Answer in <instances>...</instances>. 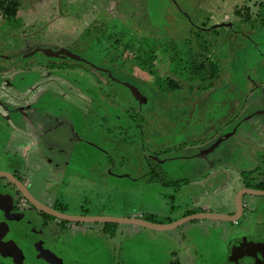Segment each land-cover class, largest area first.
<instances>
[{
  "label": "flooded vegetation",
  "instance_id": "flooded-vegetation-1",
  "mask_svg": "<svg viewBox=\"0 0 264 264\" xmlns=\"http://www.w3.org/2000/svg\"><path fill=\"white\" fill-rule=\"evenodd\" d=\"M156 1L157 4H160L159 0ZM78 2L79 0L76 4ZM76 4L73 6L79 9L80 7ZM116 8L120 9L117 5ZM2 19H4V15L0 14V21ZM87 21L90 22L88 26H86ZM120 23L125 24L123 21ZM77 24H80L78 27L82 26V31L79 34L87 39L96 38L91 35L90 31L93 28L91 24L95 26L99 36L105 37L102 42L107 47H111L108 43L110 33L105 30L101 31L103 25H106L103 20L93 22L87 18H79ZM13 30V27L0 26V84H3L0 86V93L3 94L2 99L4 100H0V135L3 132H8L12 136L11 138L15 139V142L17 141L18 149L25 151L26 155L34 154V152L41 153L45 157L46 163L61 172L62 181L65 176L70 181L77 176L81 179L94 181L88 175L92 174L93 168L98 167L103 185L110 181L116 183L125 180L124 178L136 181L140 185L149 182L160 184L170 192L167 201L171 205L172 217L171 221L165 222L164 219L153 217L147 212L136 213L138 211H128L127 213H131L130 215L115 213V215L108 216L101 208L97 214L82 212V210L68 213L66 204L57 203L46 195L48 202L35 196L29 189V181L20 175L11 174L17 179V182L0 177V198L2 199L0 200V222H5L7 225L8 231L5 236L14 241L15 244L12 246H16L20 253V258H16V261L9 256L0 254V264H9L11 261H13L12 264L20 261L22 264H51L39 258L40 249H45L50 254L57 256L58 264H96L92 261L94 258L99 264H130L132 259L128 263L129 259L123 253V246H125L127 238L126 234L121 231L124 225L148 229L150 232L171 231V261L167 264H264V252L257 247L264 246V131H260L256 136H246L250 140H261V142H256L259 144L257 148L261 150V152L254 153V157L257 159L246 160L243 157L240 158L239 153L234 152L236 157L242 160L239 163L240 169L224 166L226 158L232 154L227 151L228 148L227 150L224 148L231 132L222 133L218 130V132H212L210 137L203 135V132L202 135L200 134L202 138L198 142H192V140L180 148L190 152L189 155L185 154L186 161L187 159L199 162L204 160V165L201 168L194 169L198 172L207 169L209 174L205 179L202 177L193 181H188L180 176V178H170L165 171L167 169H158L157 166L152 167L148 164L149 161L154 164V161L143 150L144 138L150 145L158 144L156 142L157 135L153 133L152 129H149L150 127H147L153 123L154 116L147 120L139 111L130 110L133 108L131 102L127 106L123 104L125 100L129 101L128 96L131 94L130 90L127 91L125 84L122 83L123 79H126V75L120 71L122 66L117 68L116 65L101 59L95 62V58L87 55L86 51L76 54L71 51L70 43L67 44L73 39L66 38V36L58 39L53 36L51 39L50 36H47L44 40L32 42L30 39H25L28 36L26 37L25 33H22L25 36L20 37L19 41L22 40V42L20 48H17L8 43L11 36L16 34ZM4 36L5 40L1 38ZM73 41L75 42V39ZM3 42L10 46L7 44L5 46ZM34 45L36 47L31 49ZM127 45L125 44V46ZM37 48L40 49V52L36 51L35 54H41L38 60L24 65L18 64L20 61L27 62L32 58L34 55L29 56V54ZM45 48L50 49L51 52H61V54L47 57L42 52ZM66 52L74 57L78 55L76 56L78 59L68 57L65 55ZM152 54L154 53H151V56ZM142 56L144 55H139L136 58ZM55 60H62V62L59 63ZM65 61L71 63H65ZM74 63H83L86 68ZM90 73L96 74L98 79L86 81L85 76ZM12 79L14 82L11 81ZM190 84L189 82L184 85L191 91L194 84ZM131 85L139 86V84ZM166 85L169 86V84ZM175 85L176 87L172 89L178 90L177 84ZM37 92H41L42 96L34 97ZM145 95V98L136 102H141L139 104L142 107L141 111L148 105L149 100L150 103L153 101L146 93ZM56 97L59 101L58 104ZM200 99L201 97L191 101L198 102ZM5 107L10 116L2 114L1 110ZM23 110L29 113L25 115L22 113ZM118 112L119 114H115ZM49 113H65L70 122L69 129L79 136V141L83 140L82 136L86 131L105 137L106 149L100 154L95 165L92 164L88 168L85 167V170H81L87 161L86 158L84 159L85 145H82L83 148L70 147L66 154H64L66 151L64 146L55 145L56 143L53 141L56 139L55 135L52 136L53 133L47 127L51 122ZM235 115H233L235 117L233 120H226V125L230 124L231 129L238 128L243 122L239 121L240 119L237 120L238 114ZM262 115L264 112L255 109L247 120L250 122V118ZM238 116H240V112ZM145 123L146 131L144 130ZM258 125L264 128V121L259 122ZM235 129L234 133L237 131ZM26 138L28 141L25 142ZM167 139L165 136L162 140L165 143ZM110 144L121 145L123 149L117 148L111 152L107 147ZM164 149L171 150V144L165 146ZM47 152L63 154L65 157L60 162L52 163L51 159L47 158ZM123 152H126V166H120L118 162V158L123 157ZM228 170L235 175L234 178H231L234 180H221L222 174L228 175ZM76 173L78 174L76 175ZM59 181L61 182V180ZM233 182H236L237 186ZM169 183L171 186L167 185ZM225 184H228L227 188L230 190L233 188L229 184L235 186L232 196H230L229 205L222 204L224 208L221 212H208L207 204L200 203L204 198L201 194L214 190L213 186L215 185L225 186ZM182 195H188V198L185 199ZM176 199L177 201H175ZM46 206L72 216L120 218L141 221L149 225L181 223L177 226L174 225L171 229L158 230L146 225L129 224L125 221L118 223L69 222L44 212L41 207ZM178 206L183 209H179ZM175 208L177 209L175 210ZM205 213L218 214L223 219L193 218L186 220ZM207 239H209L208 242ZM112 246L118 247L112 249ZM98 251H102L106 256L102 263L101 259L97 260L99 259Z\"/></svg>",
  "mask_w": 264,
  "mask_h": 264
},
{
  "label": "rangeland",
  "instance_id": "rangeland-1",
  "mask_svg": "<svg viewBox=\"0 0 264 264\" xmlns=\"http://www.w3.org/2000/svg\"><path fill=\"white\" fill-rule=\"evenodd\" d=\"M19 1L16 17L4 16L0 21V26L13 27L16 33L8 42L11 46L20 48L22 40L19 39L25 35L28 36L25 39L32 42L44 40L47 36L51 39L52 36L56 39L66 36L75 39V42L71 40L67 44L70 43L71 51L76 54L86 51L87 55L95 58V62L101 59L116 65L117 68L122 66L120 71L126 75L122 83L131 94L128 96L129 101L125 100L123 104L127 106L131 102L133 108L130 110L139 111L145 119L154 116L153 123L147 127L157 135L158 144L150 145L144 138L143 146L145 154L153 158L154 164L148 162L152 167L167 169L165 171L170 178L180 176L188 181L202 177L205 179L209 170L196 171L205 161H186L184 157L190 152L180 147L192 140L198 142L203 132V135L210 137L212 132L218 130L222 133L231 132L224 148H228L227 151L233 155L230 154L231 156L226 158L225 167L240 169L241 157L246 160L257 159L254 153L261 150L257 148L259 144L256 142L261 140H250L246 136H256L260 131H264V128L258 125L264 121V115L250 118V122L247 120L255 109L264 112V31L254 27L258 21L259 4H264V0H159L160 4H157L156 0H79L77 4L78 0ZM75 4L80 8L73 6ZM248 15L253 24L245 22ZM79 18H87L93 22L103 20L106 25H103L101 31L110 33L108 43L111 47L102 42L105 37H100L92 24L93 30L90 31L95 39H87L79 34L82 31V26L78 27L80 24H77ZM89 23L87 21L86 26ZM1 38L5 40V36ZM8 43L5 42L4 45L10 46ZM34 47L36 45L31 49ZM151 53L154 54L151 56ZM139 55L144 56L136 58ZM40 56V53L34 54L27 62L20 61L18 64L34 62ZM74 64L85 66L83 63ZM95 75L90 73L85 76V80H97L98 76ZM171 80L177 84L179 91L166 85ZM11 81L14 82L13 79ZM78 82L80 83V80ZM189 82L194 84L191 91L184 85ZM145 93L153 101L150 103L149 100L148 105L141 111V102H136L145 98ZM2 95L0 94V100L4 101L1 99ZM199 97L201 99L198 102L191 101L198 100ZM55 99L58 104V98ZM22 113L27 115L29 112L23 110ZM6 115L10 116L8 113ZM233 115L237 120L243 121L239 129H231L230 124L226 125V120L235 118ZM49 116L51 122L47 127L53 133L52 136L55 135V145L64 146V154L70 147L83 148L79 136L70 131V122L65 113H49ZM145 125L146 123V131ZM234 129L237 130L235 133ZM165 136L168 139L164 143L162 139ZM11 137L8 132L0 135V171L27 179L30 191L43 201H46L45 195L61 201L66 189L59 181H62L61 172L46 163L41 153L26 155L25 151L18 149L17 141H11ZM168 144H171V150L164 149ZM107 147L111 152L117 148L123 149L121 145L115 144ZM234 152L239 153L240 158L236 157ZM125 153L123 157L118 158L120 166H126ZM46 154L52 163L60 162L65 157L57 153ZM99 174L100 169L95 167L92 174L88 175L94 181L78 176L71 179L74 197L71 202L65 203L68 213L82 210L97 214L101 208L108 216L115 213L125 215L127 211L136 208L140 199L145 198L141 189L121 180L105 187L106 184L103 185ZM228 174L230 176L233 173L228 170ZM222 175L223 178L226 177L225 174ZM233 183L237 186L236 182ZM229 185L234 190L235 186ZM227 186L228 184L215 185L214 190L201 194L204 198L200 203L207 204L208 212L218 213L223 211L222 204L229 205L233 190ZM148 198L158 201L157 197L151 195ZM142 202V211L149 210L145 205L146 201ZM170 207L167 201L162 212L171 215ZM178 208L183 209L180 206ZM161 218L163 217L160 216L159 219ZM127 246H142L134 247V253L129 255V258L133 256L130 264H163L165 260L162 251L161 255L158 253L156 243L154 246L152 242L142 241L134 245L129 243ZM98 258L102 263L106 256L102 251H98ZM92 261L99 264L96 258Z\"/></svg>",
  "mask_w": 264,
  "mask_h": 264
},
{
  "label": "crops",
  "instance_id": "crops-1",
  "mask_svg": "<svg viewBox=\"0 0 264 264\" xmlns=\"http://www.w3.org/2000/svg\"><path fill=\"white\" fill-rule=\"evenodd\" d=\"M41 94V92H37L34 97H39ZM2 99V98H1ZM3 111L5 114L7 113V108H3ZM2 113V114H4ZM83 140H82V145H85V155H84V159L86 158V163L84 164L85 166H82L81 170H85V167H89L92 164L95 165L97 163V159L98 157H100L99 155L104 151V149H106V139L105 137H100L98 135L95 134H91L88 131L85 132V134L83 133L82 136ZM8 136H7V140H8ZM15 139L11 138V141H14ZM104 154V153H103ZM1 172H5V171H1ZM8 173V172H7ZM80 173V172H79ZM10 174V173H9ZM78 173H76L77 175ZM84 175V174H83ZM235 175H226V177L222 178L221 180L225 181H232L234 179ZM125 180H127L126 178H124ZM89 180V179H87ZM121 180L122 182H127L129 185H134V187H138L136 189H141L142 195L145 196V198L140 199V201L138 202V205L136 206L135 209H131L129 211L135 212L138 211L136 213L139 212H147L148 214H151V216L155 217L157 216V218H161L164 219L165 222H169L171 221V217L172 215L168 214L166 215L165 213L162 212V208L163 206L166 204L169 193L167 192L168 189L164 188L162 185L157 184V183H146L143 184L142 186H140V184H138L136 181H132V180ZM61 183H63L65 185V191H63V197L62 200L60 201V199H56L55 202H61L62 204L67 203V202H71L73 200L74 194H73V188H72V184L70 182V179L68 177H64L63 181H61ZM114 184V182L110 181V183L108 182V184H106L105 187H108L107 185H111ZM144 186V187H143ZM143 187V188H142ZM169 191V190H168ZM153 196V197H157L158 201L155 200L154 198L149 199V196ZM180 195V194H179ZM188 195H182V197H187ZM181 197V195H180ZM171 199V197H170ZM51 200H53V197L51 198ZM65 200V201H64ZM142 201H146L145 205L147 206V208L149 210L146 211H142V207H143V202ZM167 208V206H165ZM128 212V211H127ZM126 212V213H127ZM127 214H131V213H127ZM161 214H165V215H161ZM121 231H123L126 234V241H125V246H123V253L127 256V259H129V261L132 259L133 256H131L129 258V255L134 253V247H142V246H127V244L131 243L132 245L136 244V243H140L142 241L145 242H152L155 246L156 243V248L158 253L160 254V252L162 253L163 257L165 258L163 264H167L169 261H171V231L169 232H150L148 229H142V228H137V227H133V226H123L121 228ZM209 241V239H207V242ZM136 242V243H135ZM114 247H118V246H112V249ZM120 247V246H119ZM161 255V254H160ZM129 263V262H128Z\"/></svg>",
  "mask_w": 264,
  "mask_h": 264
},
{
  "label": "water",
  "instance_id": "water-1",
  "mask_svg": "<svg viewBox=\"0 0 264 264\" xmlns=\"http://www.w3.org/2000/svg\"><path fill=\"white\" fill-rule=\"evenodd\" d=\"M40 49H34L32 52H30L29 56L30 55H34L36 53V51H39ZM40 52V51H39ZM43 54L47 57H52V56H58L61 54V52H51L50 49L48 48H45L42 50ZM50 52V53H48ZM65 55H67L68 57L70 58H73V59H78L76 56H72L70 53H65ZM3 85V84H0V86ZM15 85V84H13ZM1 94V93H0ZM0 177L2 178H5V179H8L12 182H17V179L7 173V172H1L0 171ZM0 200H2L0 198ZM42 210L44 212H46L47 214L57 218V219H60V220H65V221H69V222H85V223H88V222H92V221H96V222H113V223H118V222H128L129 224H140V225H146V226H149V227H153L155 229H158V230H164V229H171V227H173L174 225H178L179 223L181 222H178V223H173V224H168V225H149V224H146V223H143L141 221H134V220H122L120 218H101V217H80V216H72V215H65V214H62L58 211H55L54 209L52 208H49V207H41ZM222 216L218 215V214H209V213H205V214H199V215H195V216H192L191 218H187L186 220H190V219H193V218H208V219H211V218H214L215 220L217 219H223L221 218ZM7 225L5 224V222H0V254L1 255H4V256H9L10 258L14 259L16 261V258H20V253L18 252V249L16 248V246H12L14 243V241L6 238V234H7ZM5 238V239H4ZM262 245V244H261ZM259 247L263 252H264V246H257ZM40 254H39V258H42L44 260H46L47 262L51 263V264H58L59 262V258L53 254H50L49 251H46L45 249H40L39 250ZM264 260V258H263ZM13 262V261H11ZM16 264H22L21 261L16 263Z\"/></svg>",
  "mask_w": 264,
  "mask_h": 264
},
{
  "label": "trees",
  "instance_id": "trees-1",
  "mask_svg": "<svg viewBox=\"0 0 264 264\" xmlns=\"http://www.w3.org/2000/svg\"><path fill=\"white\" fill-rule=\"evenodd\" d=\"M19 0H0V14H3L4 16L8 18H15L18 12L19 8ZM258 21L256 22L257 25L254 26L255 28H259L261 31H264V4H259V12L257 13ZM253 20L250 18V15L247 16L245 19V22H249L253 24ZM258 26V27H257ZM201 69L203 67L201 66ZM169 87L175 88L176 83L171 80L168 82ZM168 186H171V183L167 184Z\"/></svg>",
  "mask_w": 264,
  "mask_h": 264
}]
</instances>
